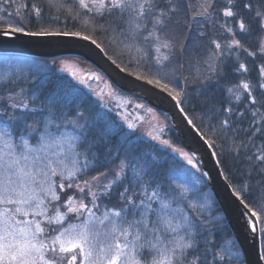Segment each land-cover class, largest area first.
Returning a JSON list of instances; mask_svg holds the SVG:
<instances>
[{
	"label": "snow or ice",
	"instance_id": "snow-or-ice-1",
	"mask_svg": "<svg viewBox=\"0 0 264 264\" xmlns=\"http://www.w3.org/2000/svg\"><path fill=\"white\" fill-rule=\"evenodd\" d=\"M52 12L82 30H53ZM0 29V43L78 37L107 56L84 33L106 36L127 63L108 56L106 76L0 57V264H240L193 132L228 165L227 206L264 238V0H0ZM184 32L207 40L188 75ZM157 101L181 121L162 122Z\"/></svg>",
	"mask_w": 264,
	"mask_h": 264
},
{
	"label": "water",
	"instance_id": "water-1",
	"mask_svg": "<svg viewBox=\"0 0 264 264\" xmlns=\"http://www.w3.org/2000/svg\"><path fill=\"white\" fill-rule=\"evenodd\" d=\"M0 54H15L45 59L74 55L90 62L106 76L108 75V72L105 71L106 68L118 71L115 65H112L111 61L108 60V54L106 56L104 52L91 44V41H85L78 37H28L19 35L18 39H6L0 43ZM157 103L159 104L157 111L168 119L170 125L181 121V114L178 110L172 108L171 103L167 101L163 103L157 101ZM189 145L191 148L199 149L197 155L203 163L204 170L209 171L211 177L210 180H207L208 186L226 217L227 224L242 251L245 264H264V260H258L262 245L261 235H253L250 231L245 232L242 227L243 222L238 221L235 212L227 206L231 197L229 196L228 187H226L229 182H226L223 178L224 173H218L217 167L214 165V158L209 154V150L196 139L194 132L189 137Z\"/></svg>",
	"mask_w": 264,
	"mask_h": 264
},
{
	"label": "trees",
	"instance_id": "trees-1",
	"mask_svg": "<svg viewBox=\"0 0 264 264\" xmlns=\"http://www.w3.org/2000/svg\"><path fill=\"white\" fill-rule=\"evenodd\" d=\"M43 2H44V0H41V3H43ZM52 15H60V17H61L59 22L48 25V26L52 27L53 30H64V31H68V30L81 31L82 30L78 26L77 27H73V24L75 22L72 21L71 19H67L66 20L65 16L62 13L52 12ZM65 25H67V26L65 27ZM173 27L177 28L178 32L181 31L178 28V26L173 25ZM30 30H34V29H32L31 26H30ZM84 34L85 35H92V38L95 39L105 49V51L107 52V54L109 56H111L113 59H116L117 63L120 64L122 67H127L126 61H121L120 59H117V56H116L114 50L108 46V43H107L108 37L100 36V35H93V34L88 33V32H85ZM183 35L189 37V39L185 42L186 46L191 45V50L188 53L187 57H185V65L186 66H185V69H184V75H188L189 71H190L189 68H188V64L190 63L192 65H195L197 60H201L202 61V59L204 58L205 52H206V49H207V40L198 41V40L193 38L194 33H190V32H184ZM0 57L24 58V59L29 60V61L35 60V61H41V62L42 61L51 62L52 60H57L58 61V59L61 58V57H59V58L45 59V58L24 56V55H15V54H0ZM241 58L243 59V56ZM245 62L248 63L249 61L245 60ZM131 70H133V69L129 68V71H131ZM56 75L59 76V75H66V74L57 72ZM235 82H236V77L235 76H230L228 81H220L221 84H224V83H235ZM20 87H23V88H25L27 90V89L31 88V84H29V83H21ZM210 91H212V89H210ZM8 94H9L8 91H0V95L7 96ZM226 95L227 94L225 92H220L219 95L216 97L217 103L218 104H222L223 100H224V97ZM95 99L96 98L94 96L91 97V100H95ZM169 125H170V123H169ZM137 135H139V134H137ZM145 139H147V138H145ZM149 143H154V142H149ZM144 147L148 148L149 144H145ZM177 167H179V165H177ZM221 167L224 169V172H223L224 175H229V173L227 171L228 165L227 164H223V165H221ZM193 173H195V170H193ZM229 181H231L233 183L235 182L231 176H229ZM181 182H183V181H181ZM199 187L201 188L202 191L206 192L209 195V197L215 202L216 208L219 209V211L216 214H220L222 212V210H221L217 200L215 199L213 193L211 192V190H210V188L208 186L207 180L203 181L199 185ZM223 226H224V229H225V237H224V239H235L234 235H233V233H232V231H231V229L229 227V225L227 224L226 219L223 222ZM261 241H262V245H264V238L261 237ZM234 251H238L240 253V264H245L242 251H241L237 241H236V246L234 248Z\"/></svg>",
	"mask_w": 264,
	"mask_h": 264
},
{
	"label": "rangeland",
	"instance_id": "rangeland-1",
	"mask_svg": "<svg viewBox=\"0 0 264 264\" xmlns=\"http://www.w3.org/2000/svg\"><path fill=\"white\" fill-rule=\"evenodd\" d=\"M64 59H68L71 62L75 63V65H76L75 70L81 74H86L88 71H99V72H101L93 64H91L90 62L86 61L85 59H83L79 56L67 55V56L59 58L58 61L64 60ZM60 67H62V66H60ZM160 120L162 122H166L169 124V121L167 120V118L165 116H163L161 113H160ZM137 134L141 135V132H137ZM145 138H147V137H145Z\"/></svg>",
	"mask_w": 264,
	"mask_h": 264
}]
</instances>
